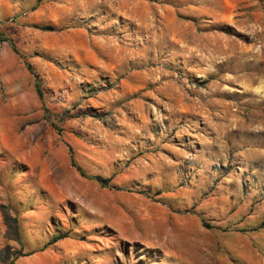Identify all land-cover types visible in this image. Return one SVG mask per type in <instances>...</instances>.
<instances>
[{
	"label": "rangeland",
	"instance_id": "obj_1",
	"mask_svg": "<svg viewBox=\"0 0 264 264\" xmlns=\"http://www.w3.org/2000/svg\"><path fill=\"white\" fill-rule=\"evenodd\" d=\"M0 30L13 264H264V0H0Z\"/></svg>",
	"mask_w": 264,
	"mask_h": 264
},
{
	"label": "trees",
	"instance_id": "obj_2",
	"mask_svg": "<svg viewBox=\"0 0 264 264\" xmlns=\"http://www.w3.org/2000/svg\"><path fill=\"white\" fill-rule=\"evenodd\" d=\"M6 38L3 36V33L0 30V41H5ZM29 70L31 69L30 66L28 65ZM36 89L39 95H41V89L39 86V83L36 82ZM71 164L79 171V173L81 175H86V173L82 170V168L76 164L75 160L73 159V157L71 156ZM99 182V184L102 187H109V178H101V177H97L96 178ZM4 221L5 224L7 225V229L5 231V236L8 237L9 239H13L20 242V235H19V227L16 221L15 217H10L9 214L5 213L4 214ZM205 225H208L207 223H205ZM264 225V220L261 222V226ZM67 232L64 233H58L55 234L51 240L50 243L55 242L59 239H63L65 237H67ZM31 254V252H23L20 249H15L11 244H5L3 246H0V264H13L15 259H17L20 256H24V255H28Z\"/></svg>",
	"mask_w": 264,
	"mask_h": 264
}]
</instances>
